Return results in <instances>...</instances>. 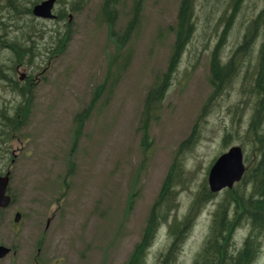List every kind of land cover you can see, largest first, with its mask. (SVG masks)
Returning <instances> with one entry per match:
<instances>
[{
  "label": "rangeland",
  "instance_id": "rangeland-1",
  "mask_svg": "<svg viewBox=\"0 0 264 264\" xmlns=\"http://www.w3.org/2000/svg\"><path fill=\"white\" fill-rule=\"evenodd\" d=\"M75 1L59 0L55 5V14L60 8L66 11L70 38L61 54L37 68L41 78L33 86L28 123L13 133L12 140L0 141V172L9 168L8 192L14 197L8 207L0 208V244L13 247L0 258V264H122L140 238L179 145L190 137L196 122L193 143L177 155L181 165L175 172L179 181L174 187L177 205L169 222L173 216L183 218L188 213L194 195L203 184L208 187L211 164L229 146L240 143V127H245L249 118L251 104L245 102L236 80L199 119L211 91L209 55L217 39L212 29L214 19L206 27V11L199 4L198 29L182 55L159 118L149 126L150 146L143 150L137 131L143 97L155 75L165 68L173 40L168 27L175 23L179 1L144 0L139 31L127 44L132 48L130 64L108 102L84 122L73 145V116L86 105L91 88L103 79L108 60L115 53L106 26L97 23L101 0H88L72 11ZM219 2L222 10L226 0ZM248 2L226 39L225 56L240 40L245 21L260 6V0ZM130 7L128 1L121 9L117 29L125 26ZM213 14L216 17L218 13ZM29 16L17 22L21 33L14 26L12 31L19 38L25 24L33 25L29 32L39 44L34 58L40 62L53 41L42 39L41 33L54 28L64 31L66 19L33 20ZM4 58V71L10 74L13 58ZM15 71L16 78L28 72V67L22 66L16 75ZM16 98L0 79V107L13 106ZM228 130L231 139L225 146L222 139ZM225 190L214 193L189 220L174 264L191 263ZM15 212L21 214L17 222L13 220ZM167 225L160 224L144 264H158L157 253L170 243ZM246 231V225L235 231V249ZM263 262L264 235L253 264Z\"/></svg>",
  "mask_w": 264,
  "mask_h": 264
},
{
  "label": "trees",
  "instance_id": "trees-1",
  "mask_svg": "<svg viewBox=\"0 0 264 264\" xmlns=\"http://www.w3.org/2000/svg\"><path fill=\"white\" fill-rule=\"evenodd\" d=\"M128 1L131 2L130 17L125 26L119 30L116 28L118 16ZM87 2L88 0H76L72 11L80 9ZM143 2L144 0H101L99 4L96 13L97 23L106 26L107 36L114 45L115 53L108 60L103 79L91 88L88 102L73 116V145L77 143L81 135L84 122L92 112L108 102L130 64L132 48L127 44L139 31ZM219 3V0L178 1L175 23L168 27L173 32V40L165 68L155 75L144 94L137 131L140 133V144L143 150H147L150 146L149 126L152 121L159 118L163 101L178 70L182 55L198 29L196 11L197 6L201 4L206 11L205 26H209L211 19H214L212 29L217 33V39L209 55L208 81L211 91L205 100L199 119L205 114L208 106L236 80L240 82L239 89L243 92L241 94L245 102H250L251 105L246 126L244 127V124L240 127L239 144L243 150L244 162L248 161L245 171L241 180L232 188L226 189L224 196L216 204L212 211L208 233L190 264H253L261 251L264 235V0H260V6H253V10L255 7L256 9L245 21L240 40L233 45L226 56L223 53L226 39L249 2L248 0H226L222 10L218 6ZM12 8L9 10L11 27L14 26L21 33V27L17 25V22L23 17L22 20L27 19V15L31 14L30 9ZM214 12L218 13L216 17ZM67 17L66 11L60 8L56 18L57 20L66 19L64 31L54 28L49 33H41L42 39L53 38V41L49 43L50 49L46 51L49 54L43 52L40 62L33 57L24 60L29 75L33 76L40 67H44L48 59L64 51L70 38V24ZM26 27L25 24L23 34L26 44H28L29 35H31L30 42L33 44L35 34L29 32L33 25L28 23L27 29ZM16 58L15 56L11 59L9 69L12 72L9 74L8 89L18 99L16 98L17 100L12 103L13 106L9 105V108L0 107L1 142L12 140L13 133H18L21 127L28 123L33 106L35 82L30 79L19 81L13 78L14 65L20 62ZM196 125L190 137L179 145L150 208L140 238L134 243L122 264H144L147 250L160 224L165 222L168 223L167 233L170 243L164 250L159 251L156 257L158 264H174L189 220L197 213L200 206L214 197L215 194L203 184L202 189L194 195L188 213L183 218L173 216L169 222L171 211L177 205V191L174 187L179 184V181L176 179L175 172L181 166L177 155L193 143ZM235 133L238 134L239 130L237 129ZM230 139L231 131L228 130L223 135V145L226 146ZM11 197V203H13L14 197ZM243 225L247 226V231L240 246L235 249L233 235L237 228ZM11 250H13L12 246Z\"/></svg>",
  "mask_w": 264,
  "mask_h": 264
},
{
  "label": "water",
  "instance_id": "water-1",
  "mask_svg": "<svg viewBox=\"0 0 264 264\" xmlns=\"http://www.w3.org/2000/svg\"><path fill=\"white\" fill-rule=\"evenodd\" d=\"M56 0H42L32 6V15L42 19H55L54 5ZM245 171L244 154L239 144H232L227 150L221 152L211 164L207 183L212 193L222 189H230L239 182ZM10 172L0 174V208L8 207L12 198L8 193ZM20 212H15L13 220L17 222ZM11 251L9 246L0 244V258L7 256Z\"/></svg>",
  "mask_w": 264,
  "mask_h": 264
},
{
  "label": "flooded vegetation",
  "instance_id": "flooded-vegetation-1",
  "mask_svg": "<svg viewBox=\"0 0 264 264\" xmlns=\"http://www.w3.org/2000/svg\"><path fill=\"white\" fill-rule=\"evenodd\" d=\"M20 1V3H19ZM42 0H18V3L16 0H0V79L5 82V85L7 86L8 89V81L10 79V76L8 72L4 71V55H7L8 57H12L13 59L15 56L17 57L16 59L20 62L14 65V69L16 68L15 75L19 71V69L24 66V60L26 58L30 57H35L36 54L39 52L38 49L39 44L36 40V37H34V42L33 44L30 42L31 41V35L28 37V44H26V40L24 37V34L21 35V37L16 38L12 31L11 23L9 21V10L13 9L12 7H15V9L18 8V10H26L30 9V12L32 10V6L35 3H38ZM59 0L55 1V5L58 4ZM54 5V8H55ZM54 11V9H53ZM34 20V17L32 15V12L30 14ZM29 16V17H31ZM37 18V17H36ZM26 53H28L26 55ZM2 61V62H1ZM41 72H35L33 76L29 75L27 72L26 73H21L19 77L16 78L13 77L15 80L19 81H24L25 79H30L34 82H37L40 80L41 77H38ZM10 171L9 168H7L5 171L2 172L4 174L5 172Z\"/></svg>",
  "mask_w": 264,
  "mask_h": 264
}]
</instances>
